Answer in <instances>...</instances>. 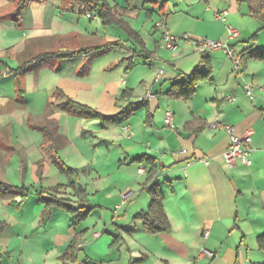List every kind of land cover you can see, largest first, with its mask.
<instances>
[{"label": "crops", "instance_id": "crops-1", "mask_svg": "<svg viewBox=\"0 0 264 264\" xmlns=\"http://www.w3.org/2000/svg\"><path fill=\"white\" fill-rule=\"evenodd\" d=\"M58 1L50 8L59 4L66 7L62 12L73 14L70 10L77 4L89 11V19L125 34L101 46L124 51L114 69H124L116 72L125 104L112 113L119 115L134 104L140 107L126 114L127 120L117 118L108 124L118 132L111 148L115 155L102 159L96 153L79 152L75 157L83 169V184L71 174L66 176L68 184L55 186L62 187L59 193L72 207L70 193L76 192L78 208L89 211L86 219L77 223L68 211L74 219L58 233L59 227L52 223L57 208L49 212L42 201L43 193L56 188H41L31 205L34 212H28L36 215V228L48 232V238L28 241L32 227L19 222L16 238L0 240V264H41L40 260L42 264H264V249L258 244L264 235V59L254 54L264 50V0H102L111 9V25H104L98 10L76 0ZM160 22L176 50L167 47L163 30L156 26ZM230 27L237 31L236 39L229 38ZM201 39L232 48L241 57L239 72L223 51L198 54L191 40ZM203 64L210 75L195 93L186 100L174 97L173 85ZM158 70L163 77L156 82ZM246 85L252 86L253 99L246 95ZM108 89L105 95L111 97ZM86 92L91 94L70 86L58 90L69 106L77 105L73 98ZM82 109L91 114L90 109ZM167 113L173 116L170 126L165 123ZM225 127H234L241 142L252 140L246 155L250 164L238 158L234 167L226 165L224 154L231 140ZM40 134L37 144L19 146L23 158L15 162L10 155L0 157V183L13 187L0 186L4 208L17 206L19 213H26L37 190L26 182L25 160L37 150L43 157L37 174L51 164L62 176L64 170L80 176L79 169L66 167L67 160L55 153L56 135L45 130ZM152 188L163 198L167 232H150L137 219L148 211ZM41 214L44 218L39 220ZM10 229L16 230L0 222V238ZM202 251L213 257L201 258Z\"/></svg>", "mask_w": 264, "mask_h": 264}, {"label": "rangeland", "instance_id": "rangeland-1", "mask_svg": "<svg viewBox=\"0 0 264 264\" xmlns=\"http://www.w3.org/2000/svg\"><path fill=\"white\" fill-rule=\"evenodd\" d=\"M28 1L0 0V157L10 155L15 157V162L23 158L19 146L37 144L42 138L40 133L45 130L53 137L56 135L55 153L61 160H67L65 166L79 169L80 174L83 169L77 163L79 158L75 157L79 152L89 156L96 153L102 155V159L116 154L113 142L118 132L108 124L116 119L112 118L115 116L112 113L114 108L125 104L118 93L121 80L118 72L122 73L124 69H114V63L122 58L124 51L101 46L121 40L125 34L117 28H104L89 19V11L77 4L70 10L73 14H69L62 12L66 7L59 4L55 9L50 8L58 0H30L32 4ZM71 6L68 5L70 9ZM56 9H59L57 13ZM87 49L92 53L87 54ZM109 85H112L110 89ZM67 86L77 91L82 88L91 94L86 92L87 95L73 98L77 105L69 106L67 100L58 94L59 89ZM107 89L111 97L105 95ZM111 100L113 103H109ZM82 107L90 109L91 114L85 113ZM42 158L37 150L25 160L29 168L26 182L37 190H33L26 213H19L17 206L4 208L0 205V222L16 229L15 232L8 230L0 240L16 238L17 226L23 223L32 227L28 234L32 237L27 236L28 241L48 238V232L36 228V215L28 209L34 212L31 205L40 197L41 188L48 190L58 184H68L66 176L69 174L62 173V176L58 167L51 164L44 165L43 174H37ZM12 172L14 170L11 169L10 175ZM76 175L77 171H74L72 176L82 185V174L77 178ZM51 190L42 194L43 200L58 197L56 200L63 202L56 206L52 221L59 227L58 233H62L63 226L74 219L65 208L71 204L66 203L65 195ZM70 194L76 209L79 206L76 192ZM42 218L44 215L41 214L39 220ZM91 222L92 219L89 220Z\"/></svg>", "mask_w": 264, "mask_h": 264}, {"label": "trees", "instance_id": "trees-1", "mask_svg": "<svg viewBox=\"0 0 264 264\" xmlns=\"http://www.w3.org/2000/svg\"><path fill=\"white\" fill-rule=\"evenodd\" d=\"M28 1V0H26ZM24 0V3L26 2ZM77 2L83 4L84 6H88L91 11H97L98 10V16L104 23V25H111L113 24V15L111 12V9L109 8V5L105 3V1L102 0H76ZM93 3H97L93 6ZM255 56L260 59H264V50L262 51H257L254 52ZM204 57L206 55H203ZM203 64L200 67H198L195 71H193L190 75L186 76L184 81L182 82H177L173 85V89L177 88L176 93L173 94L174 97L176 98H181V99H189L196 90L197 85L207 79L210 75V71L207 69V66ZM207 69V70H205ZM140 105V104H137ZM140 106L130 105L126 109H124L119 115L112 117L114 118H122L123 120H127L128 118L126 117V114L133 113L136 111ZM65 174H70L68 175L71 176V174H74V171L72 170H64ZM71 178V177H69ZM0 186H2L5 189H11L13 187L4 185L0 183ZM62 187L54 189L52 192H55L56 194H60L59 191ZM152 192V200L151 204L148 208V211L146 213H141L140 215L137 216V219H140L145 228L148 231H153L154 233H159V232H167L169 231V223L167 221V218L165 216L164 210H163V198L157 192L154 190V188L151 189ZM56 197V196H55ZM58 198V197H57ZM57 198H49L48 200L43 201V203L47 206L46 208L49 210V212L52 210L53 207L61 206L63 202H59L56 199ZM68 202V201H67ZM65 208L69 212H73V214L76 217V222L79 223L83 220L86 219L89 211L84 209L83 207L81 208H76L69 206H65ZM76 224V223H75ZM258 244L261 249H264V235L261 236L258 239ZM87 264H98V263H87Z\"/></svg>", "mask_w": 264, "mask_h": 264}, {"label": "built area", "instance_id": "built-area-1", "mask_svg": "<svg viewBox=\"0 0 264 264\" xmlns=\"http://www.w3.org/2000/svg\"><path fill=\"white\" fill-rule=\"evenodd\" d=\"M91 17V15H89ZM158 29L163 30L164 32V39L166 41V45L171 50H176V44L172 36L170 35L169 31L166 29V26L163 22L158 23L157 25ZM228 35L230 39H236L238 37L237 31L230 27L228 28ZM183 39L189 40L185 35L182 37ZM195 51L200 55H208L211 52L214 51H223L229 59L233 62V65L235 67V70L239 72L240 70V63H241V57L235 54L234 50L230 48L227 44H223L220 42H215L208 39H201V40H191ZM156 82H158L163 77V71L158 70L156 74ZM261 90L264 92V88H261ZM245 92L246 95L253 99V88L251 85L245 86ZM150 97V95H147V100ZM173 122V116L171 113L166 114L165 123L166 125L170 126ZM216 125H212L211 128H215ZM226 132L228 133L230 140H231V147L230 149L224 154V159L226 162V165L229 168H232L236 165L237 159L240 158L245 164H250V162L246 159V155L251 152V145L252 140L250 138L244 139L242 142L239 141L238 137L236 136V129L234 127H225ZM125 133H129V129L126 127L124 129ZM139 173H144V171L140 170ZM201 258H212L213 255L209 253L208 251H202Z\"/></svg>", "mask_w": 264, "mask_h": 264}]
</instances>
